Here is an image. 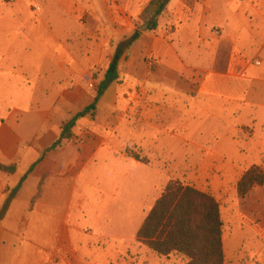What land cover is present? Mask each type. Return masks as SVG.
I'll list each match as a JSON object with an SVG mask.
<instances>
[{"label":"crops","instance_id":"obj_1","mask_svg":"<svg viewBox=\"0 0 264 264\" xmlns=\"http://www.w3.org/2000/svg\"><path fill=\"white\" fill-rule=\"evenodd\" d=\"M0 1V28L9 30L20 17L12 10L18 0ZM47 1L51 8L31 11L29 38L39 56L28 69L19 66L21 72L13 66L9 88L0 93L15 97L0 109V165L14 166L0 170V223L28 225L8 239L29 240L43 264H65L53 255L69 249L80 255L79 245L95 257L93 239L127 238L149 249L137 231L171 176L195 172L198 179L187 184L224 201L238 194L248 169L264 171V0H170L154 29L142 18L151 0ZM166 27L172 31L163 35ZM136 30L117 80L92 114L76 122L75 142L44 153L62 125L93 103L89 69L101 67L104 74L119 45L117 32ZM16 63L0 53V64ZM122 129L127 137H120ZM128 149L147 162L129 157ZM212 167L220 168L223 181L206 178ZM101 181L106 194L99 197ZM248 196L264 206V185L240 197ZM101 207L108 210L104 218L95 211ZM102 220L107 231L95 229ZM222 243L225 252L223 226ZM4 246L0 264H21L20 247L4 254ZM87 258L86 264H99Z\"/></svg>","mask_w":264,"mask_h":264},{"label":"rangeland","instance_id":"obj_2","mask_svg":"<svg viewBox=\"0 0 264 264\" xmlns=\"http://www.w3.org/2000/svg\"><path fill=\"white\" fill-rule=\"evenodd\" d=\"M7 1H9L10 4L13 3V1L11 2V0ZM30 3L31 5H28L29 3L27 0H18L13 5L12 10L19 11L17 15L20 14V17H16L14 19V21L11 23L9 30H4L0 28V53L7 52L11 59L16 58L17 61L16 65L0 64L2 69L0 71L1 94H5L6 90L9 88L7 84L8 79L11 77L10 71L13 69V66H17L15 69L16 72H21L19 66L21 68L28 69V61L33 57L39 56V52H37L38 49L33 45V42L29 38L30 29L32 27V21L30 19H32V15L35 16L34 14H32L31 11L36 10L38 12L40 10L39 6L43 7L45 11L48 8H51L52 5L47 0H32ZM2 4L3 3L0 1V5ZM143 24L144 22H142V25ZM144 31H146V29L141 30V32ZM42 34L43 31H40V34L38 35L42 36ZM132 34L133 32H117L115 43H125ZM17 59L19 60V62ZM88 72L89 73L87 75L89 77L85 78L87 81L86 83L91 89H94L96 93L98 83L101 80L100 76H102L103 74V70L101 67H93L89 69ZM5 96L6 95H0V109L2 111L11 106V103L15 98L13 95H10L8 100H6L4 99ZM25 117V114H23L21 121L26 120ZM126 134L127 133L124 131V129H122L120 137L123 138V136L125 137ZM74 142L75 139L71 138L64 144H70ZM127 151L139 153L143 157V154H141L136 149H128ZM211 162L213 165H217L216 161ZM107 167L108 166L105 167L104 172H101V175H103L104 180L108 178V168L110 167ZM219 169L220 168L215 169L212 167L211 169L209 168L205 170L207 171L206 178L212 177L217 180L221 176L223 181V173H221ZM192 173L193 172L191 171L189 175L184 174L176 177L171 176L170 179L174 178L175 180H179L181 182L191 183L189 181L190 179L193 178L194 181L198 179L196 173L194 172L193 176ZM133 183L134 182L132 181V184ZM105 184L102 181L100 182L99 185L101 192L98 191L96 196L100 197L101 193L106 194V191H104L105 189H102ZM106 201L107 198L105 199V202ZM217 202L219 203V206L220 204H222L223 206L221 215V219L223 221V242L225 249L223 264H264V206L261 203L257 202V199L255 197L253 199V196H248V198L245 199L238 196V194H236L233 198L230 197L229 199H226L224 201L222 200ZM123 203L124 202L119 204L123 207ZM95 211L97 212L98 216L103 214V218L105 215L108 214V212H106L108 210L104 207H101L99 209L96 208ZM2 214L3 212L0 211V216H2ZM102 217L101 219H103ZM103 222L104 220H102V223H100L99 225H96L95 229H97L98 231H107L108 228L106 227L105 229ZM27 228L28 225L26 223H16L8 225L0 223V243L2 242L3 246L6 243V246H4V254H7V248H11V245H13L12 247L14 249L20 247L21 253H23V256L21 257V264H43L44 262L42 263V261H39V254L37 252L34 253L35 251H33V249L29 246V240L8 239L7 237V233L9 234V232L12 234L20 235L21 233H24ZM132 230L133 228H131V231ZM87 232H89V230H86V234ZM126 232H130V230L127 229ZM86 234L85 236L88 238ZM79 238L81 239V241L80 239L76 240V242H78V245L80 244V242H82V240L85 241V237H83V235H81ZM121 240L123 244L124 242L126 243L125 245H121V247H119V244L121 243L119 241H113L108 238L98 240L93 239L89 244H93V248L97 249L98 251L95 253V257L94 255H89L90 251L85 250L86 248H84L82 245H79L78 250H80L81 248L83 251V253H80V255H77L76 250L69 249L67 255L59 256L55 254L53 255V259L55 263H57L58 260H61V258H63L65 264H75V262L78 264H86V261L88 260L87 257H92V259L95 258L99 261V264L185 263V260L179 255L173 254L169 257H161L156 255L146 247L142 246L141 244L136 243L134 240L130 242H127V238H123ZM36 242L42 243L43 240ZM3 246L0 244V249ZM110 248L111 254H109L110 256H107V252ZM88 249H91V247H88ZM85 254H88L89 256ZM81 261H83V263H80Z\"/></svg>","mask_w":264,"mask_h":264},{"label":"trees","instance_id":"obj_3","mask_svg":"<svg viewBox=\"0 0 264 264\" xmlns=\"http://www.w3.org/2000/svg\"><path fill=\"white\" fill-rule=\"evenodd\" d=\"M170 0H151L142 13L148 29L156 28L157 18L164 12ZM134 31L130 38L116 47L115 53L98 83L93 103L73 115L61 127L53 144L44 152H50L73 136L76 122L86 114H92L107 87L118 78V64L124 52L139 37ZM129 157L146 163L139 153L127 151ZM0 170L13 172L14 166ZM264 185V171L257 166L248 169L237 183V193L243 197L253 187ZM40 186H38V191ZM38 194V193H37ZM37 195L35 196V198ZM34 198V199H35ZM222 221L219 203L209 193L179 180L170 181L137 231V240L161 257L179 255L184 264H223Z\"/></svg>","mask_w":264,"mask_h":264},{"label":"built area","instance_id":"obj_4","mask_svg":"<svg viewBox=\"0 0 264 264\" xmlns=\"http://www.w3.org/2000/svg\"><path fill=\"white\" fill-rule=\"evenodd\" d=\"M172 31V28L171 27H166L164 30H163V35H168L169 33H171Z\"/></svg>","mask_w":264,"mask_h":264}]
</instances>
